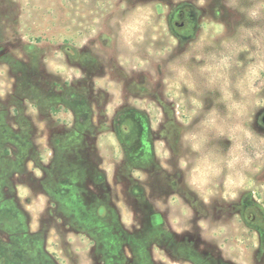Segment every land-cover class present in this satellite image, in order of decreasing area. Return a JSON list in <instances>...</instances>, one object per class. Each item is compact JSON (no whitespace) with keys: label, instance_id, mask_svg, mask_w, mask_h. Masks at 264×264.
Returning <instances> with one entry per match:
<instances>
[{"label":"rangeland","instance_id":"obj_1","mask_svg":"<svg viewBox=\"0 0 264 264\" xmlns=\"http://www.w3.org/2000/svg\"><path fill=\"white\" fill-rule=\"evenodd\" d=\"M226 5L0 0V107L29 141L27 149L13 142L7 165L30 235L0 236V264L30 263L35 246L53 264H102L98 233L73 230L67 214L53 208L54 174L64 159L67 168L83 163L89 177L101 175L92 192L114 208L123 236L138 235L145 245L155 228V264H264V222L247 225L252 211L264 220V157L246 166L239 187L221 177L194 190L180 168L182 134L214 97L197 96L167 68L179 54L214 50L245 23ZM136 9L142 26L122 34L120 22ZM180 11L188 17L183 30L172 26ZM263 114L261 92L245 123L264 134Z\"/></svg>","mask_w":264,"mask_h":264},{"label":"clouds","instance_id":"obj_2","mask_svg":"<svg viewBox=\"0 0 264 264\" xmlns=\"http://www.w3.org/2000/svg\"><path fill=\"white\" fill-rule=\"evenodd\" d=\"M200 3L203 6V0ZM226 6L245 23L214 50L179 54L167 68L171 79L197 96L214 97L213 106L198 110L181 137L187 155L180 168L194 190L207 189L221 177L239 187L246 166L255 156L264 157V134L245 123L253 98L264 92V0H227ZM120 26L122 34L132 27L139 29L140 10L130 13ZM241 53L246 54V62L241 61ZM193 56L197 63L191 62Z\"/></svg>","mask_w":264,"mask_h":264},{"label":"flooded vegetation","instance_id":"obj_3","mask_svg":"<svg viewBox=\"0 0 264 264\" xmlns=\"http://www.w3.org/2000/svg\"><path fill=\"white\" fill-rule=\"evenodd\" d=\"M185 20H188V17L184 16L183 12L180 11L178 13V20L173 21L172 26L183 30L186 28ZM261 124L264 127L262 122ZM19 131H22V128ZM25 135L23 132L18 133V131H13L8 113L0 107V174L8 176L11 171L7 162L12 144L16 145L19 143L18 145L22 149L27 147L29 141ZM62 150L61 154L64 155V148ZM137 151L139 160L146 152L144 144L142 147L139 146ZM152 158H154L153 150ZM66 164V160L64 159L61 165L63 171H57L54 174L56 197L51 200L53 208L67 214L69 221L65 223L71 227L74 225L72 229L77 232H79L77 227L81 226L89 231L98 233V238L102 240V244H100V248L102 249V264H155L151 259V247L156 236L155 228H152V233H148L143 239L145 245L140 244L138 235L126 234L123 236V233H120V222L116 218L114 208L106 201V197H98L92 192V188H96L99 183L103 182L101 181V175L89 177L88 170L82 168L85 166L83 163L71 168H67ZM60 181L61 185H59ZM68 196L69 198L66 199ZM77 197H80L82 201L79 207L80 212L74 207ZM99 209L106 210L104 217L98 214ZM247 219V225L249 226L256 225L260 221L264 222L263 219L256 218L254 211L249 214V218ZM125 249H129L130 253L128 255L125 254ZM133 249L137 253L134 254Z\"/></svg>","mask_w":264,"mask_h":264},{"label":"trees","instance_id":"obj_4","mask_svg":"<svg viewBox=\"0 0 264 264\" xmlns=\"http://www.w3.org/2000/svg\"><path fill=\"white\" fill-rule=\"evenodd\" d=\"M11 180L9 175L0 174V236H5L8 240L30 236L27 228V214L17 200L15 190L11 186ZM68 198L69 196L66 199ZM75 200L74 207L80 212L79 207L82 201L80 197H77ZM105 211V209H99L98 214L104 217ZM100 244H102V240H100ZM30 251L32 256L28 264L56 263L53 257L44 251H40L36 246L31 247Z\"/></svg>","mask_w":264,"mask_h":264},{"label":"water","instance_id":"obj_5","mask_svg":"<svg viewBox=\"0 0 264 264\" xmlns=\"http://www.w3.org/2000/svg\"><path fill=\"white\" fill-rule=\"evenodd\" d=\"M261 122L264 124V114L261 117Z\"/></svg>","mask_w":264,"mask_h":264}]
</instances>
